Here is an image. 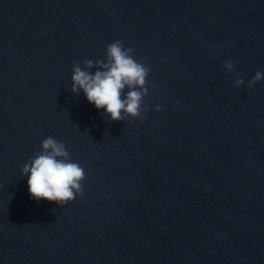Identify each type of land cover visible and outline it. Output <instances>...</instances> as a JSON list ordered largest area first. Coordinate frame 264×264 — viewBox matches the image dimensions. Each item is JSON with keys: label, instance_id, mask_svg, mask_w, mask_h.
<instances>
[{"label": "water", "instance_id": "95a60500", "mask_svg": "<svg viewBox=\"0 0 264 264\" xmlns=\"http://www.w3.org/2000/svg\"><path fill=\"white\" fill-rule=\"evenodd\" d=\"M115 40L151 68L143 122L70 90ZM257 70L264 0H0V264H264ZM48 136L86 172L64 207L20 174Z\"/></svg>", "mask_w": 264, "mask_h": 264}, {"label": "clouds", "instance_id": "9594fccd", "mask_svg": "<svg viewBox=\"0 0 264 264\" xmlns=\"http://www.w3.org/2000/svg\"><path fill=\"white\" fill-rule=\"evenodd\" d=\"M223 68L226 75L236 73L231 60L225 62ZM71 71V92L79 95L82 91L87 101L97 110L104 109V115L112 122H143L149 111H162L159 104L145 103L151 68L146 61L137 59L135 48L125 47L123 40L109 43L101 59L74 61ZM262 80L264 72L257 70L247 88H254ZM244 84V78L236 73L233 87L240 88ZM180 103L177 100L174 107ZM20 174L28 177L30 197L37 202L43 199L64 207L84 194L85 169L71 159L66 144L52 136L41 141L40 151L21 165Z\"/></svg>", "mask_w": 264, "mask_h": 264}]
</instances>
